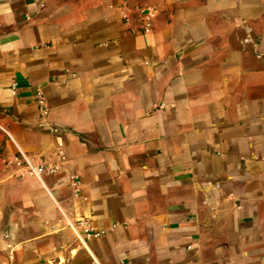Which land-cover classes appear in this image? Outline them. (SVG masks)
<instances>
[{"label":"crops","instance_id":"0c3cea01","mask_svg":"<svg viewBox=\"0 0 264 264\" xmlns=\"http://www.w3.org/2000/svg\"><path fill=\"white\" fill-rule=\"evenodd\" d=\"M0 264H264V0H0Z\"/></svg>","mask_w":264,"mask_h":264},{"label":"built area","instance_id":"2783aa9c","mask_svg":"<svg viewBox=\"0 0 264 264\" xmlns=\"http://www.w3.org/2000/svg\"><path fill=\"white\" fill-rule=\"evenodd\" d=\"M143 20H144L143 21V31L147 32L151 28V23H150L149 17H145L144 16ZM37 95H38L37 102H38L40 113L44 114L46 112V106H45V104L43 102L42 97L39 94H37ZM17 163L19 164L20 161L18 160ZM26 165H28V168H29L28 171L32 172V173H35V174H40L45 168V166L42 165V164L33 165L30 162H28V161L26 162ZM70 178H71V182H72V184L74 186V191L78 192V190H79V181L75 178V176L71 175Z\"/></svg>","mask_w":264,"mask_h":264}]
</instances>
